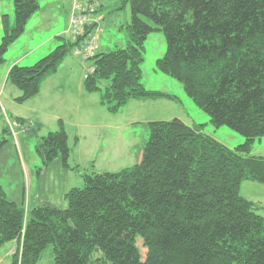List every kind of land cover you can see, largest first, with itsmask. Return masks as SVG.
<instances>
[{
	"label": "trees",
	"instance_id": "obj_1",
	"mask_svg": "<svg viewBox=\"0 0 264 264\" xmlns=\"http://www.w3.org/2000/svg\"><path fill=\"white\" fill-rule=\"evenodd\" d=\"M124 3L131 8L128 45L91 59L85 91L100 92L112 115L137 100L178 102L142 83L145 42L162 32L167 52L156 69L180 82L214 127L227 126L245 142L229 148L202 126L156 121L137 165L84 176V187L66 193L65 209L42 205L27 212L0 186V248L17 243L12 264H39L51 247L53 264H264V205L240 194L244 181L264 185V157L252 155L264 138V0ZM14 5L15 26L4 16L0 65L40 10V0ZM59 38L63 44L33 66L11 68L16 103L38 96L73 54L75 43ZM37 153L45 168L61 156L71 169L63 121Z\"/></svg>",
	"mask_w": 264,
	"mask_h": 264
},
{
	"label": "rangeland",
	"instance_id": "obj_2",
	"mask_svg": "<svg viewBox=\"0 0 264 264\" xmlns=\"http://www.w3.org/2000/svg\"><path fill=\"white\" fill-rule=\"evenodd\" d=\"M78 1L71 9L67 27L73 0H40L42 12L35 14L37 18L27 25L25 33L7 52L6 62L0 65V83L6 86V92L0 101V186L10 201L24 204L27 212L42 205L65 209L66 193L73 188L84 187V176L120 172L141 161L150 138L151 122L179 119L191 127L202 126L205 133L229 148L245 142L242 135L227 126L214 127L210 117L187 95L183 85L156 69V61L167 52L166 38L162 32L152 33L145 42L144 62L141 65L142 83L148 90L175 95L178 102L132 101L119 114L112 115L100 105V92L89 96L84 90L79 94L76 85L79 74L86 79L93 71L91 59L98 54L99 46L102 47L101 52H110L128 45L129 36L125 27L131 22V8L124 0H98L101 6L98 12L96 0ZM75 4L95 5L94 19L100 22V28L95 26L90 32H95L98 40L92 56L79 58L75 54L70 55L52 79L54 93L48 90L42 94L43 98L56 104L52 109L66 118L65 129L71 147V169L65 168L61 156L45 168L37 153V147L43 137L59 130L60 122L57 124V121L50 120L46 104L37 105L40 111L38 115L28 108L30 104L16 103L14 106L9 104L10 108L8 107L7 102L11 99L12 91L19 95L20 91L8 80L7 66L13 63V58L34 51L30 58L21 61L19 65L33 66L62 45L63 41L59 37H69V23ZM5 15L14 27V0H0V44L5 34ZM108 84L109 81L105 80L100 85L104 89ZM81 97L87 99L88 109L92 111L90 115L86 111L76 112L81 107ZM261 142L262 144L260 141L256 142L253 151L264 156V138ZM240 194L257 204H264L262 184L244 181ZM260 214L264 216V212ZM16 248V243L1 247L0 264H12V255ZM142 251L146 253L144 249ZM53 259L51 247L45 251L39 264H53ZM103 264L106 263L103 261Z\"/></svg>",
	"mask_w": 264,
	"mask_h": 264
},
{
	"label": "crops",
	"instance_id": "obj_3",
	"mask_svg": "<svg viewBox=\"0 0 264 264\" xmlns=\"http://www.w3.org/2000/svg\"><path fill=\"white\" fill-rule=\"evenodd\" d=\"M84 1H85V0H82V2H84ZM76 2H79V1H78V0H73V4H72L71 7H70V11H69V14H68L67 27H68L69 17H70V14H71V9H72L74 3H76ZM96 3L98 4V12H100V8H101L100 3H99L98 0H96ZM38 12H39V13L42 12L41 4H40V10H39ZM37 14H38V13H37ZM98 16H99V15H98ZM34 18H37V15H34V16L32 17V19L30 20V22H31ZM30 22H29V23H30ZM29 23H28V24H29ZM95 26L100 28V22H98L97 24H95ZM26 29H27V27H26ZM66 30H67V28H66ZM66 30L63 32V35H65ZM100 48H102V47L99 46L98 51H97L98 53H102V52H101L102 50H100ZM107 49H110V48H107ZM36 50H37V49H36ZM50 50H52V48H50ZM50 50H49V51H50ZM33 52H34V51H30L29 53L26 52V53H24L23 56H19V57L17 56L16 58H13V63H12L11 65L7 66V67H8V74H9L10 69H11L13 66H15V65H20L21 61H24V60L30 58V56L33 54ZM29 61H32V59H31V60L29 59ZM64 62H65V61H64ZM6 64H7V63H6ZM63 64H64V63H63ZM71 68H72V67H71ZM72 69L74 70V68H72ZM57 74H58V72H57L55 75H53V76L47 78V79L43 82V85H42V88H41V93H40L37 97H35V98H33V99L27 101V102L24 103V104H30V106H29L28 108L32 111V113H34V114H36V115H38L39 112H40V111L38 110L37 105H39V104H46V108H47V111H48V113H49V118H50V120L57 121V124H58V122L63 121L64 126L66 127V118H64V116H62V115H59V114L56 112L55 109H52V107H56V104H54V103L48 101L47 99L43 98V96H42V94L46 93L48 90H50V91H49L50 93H54V90H53L54 84L52 83V79H53ZM78 78H79V79H78L77 82H76L77 90H78L79 94H82V92H84V90H85V88H84L85 77L82 76V78H81V75L79 74V77H78ZM70 79H71V78H70ZM58 91H61V88H58ZM5 92H6V86H5V84L3 85L2 83H0V101H1L2 97L4 96ZM88 94H89V93H88ZM92 94H93V93H92ZM52 95H53V94H52ZM18 96H19V94H18L17 92L12 91L11 99L7 102L9 108H10V105H9V104H11V106H14V104H16V102H15V98H17ZM89 96H92V95L90 94ZM81 98H82V103L80 104L81 107L78 109V111L76 110V112H77V113H81V112H85V111H86V112H88L89 115H90V114L92 113V111L88 109V104H89V103H88L87 99L84 98V97H81ZM137 101H138V102L144 101V102L146 103V102L149 101V100H137ZM151 101H154V100H151ZM157 101H158V100H157ZM86 104H87V105H86ZM100 105H101V101H100ZM101 106H102V105H101ZM102 107H103V106H102ZM103 108H104V107H103ZM73 112H74V111H73ZM73 112H72V113H73ZM108 113H109V112H108ZM20 119H21V118H20ZM21 120H23V119H21ZM260 144H262L261 140H260ZM255 145H256V144H255ZM252 155L260 156V155H258L256 152H254V151H253ZM263 157H264V156H263ZM252 202H253V201H252ZM254 203H255V202H254ZM256 204H257V203H256ZM258 205L263 206L264 204H258ZM11 243H16V242H11ZM16 245H17V243H16Z\"/></svg>",
	"mask_w": 264,
	"mask_h": 264
},
{
	"label": "built area",
	"instance_id": "obj_4",
	"mask_svg": "<svg viewBox=\"0 0 264 264\" xmlns=\"http://www.w3.org/2000/svg\"><path fill=\"white\" fill-rule=\"evenodd\" d=\"M96 14L95 5L75 4L70 18L68 36L75 43L73 54L79 58H87L93 55L95 44L98 40L95 32H90L89 27L98 23L94 16Z\"/></svg>",
	"mask_w": 264,
	"mask_h": 264
}]
</instances>
